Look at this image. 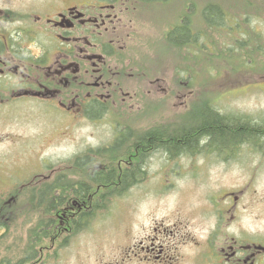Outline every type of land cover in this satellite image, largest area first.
Returning <instances> with one entry per match:
<instances>
[{
  "label": "flooded vegetation",
  "instance_id": "obj_1",
  "mask_svg": "<svg viewBox=\"0 0 264 264\" xmlns=\"http://www.w3.org/2000/svg\"><path fill=\"white\" fill-rule=\"evenodd\" d=\"M172 1L0 0V121L9 127V131L0 130V156L52 155L47 147L56 138L64 140L71 134V127L65 124L62 130L55 129L49 144L33 145L24 133H16L30 112L107 127L110 137L79 150L71 167L89 169L92 157L98 155L116 159V168L95 164L80 178L58 174L57 169L34 174L29 180L24 172H6L0 189L17 191L9 198L0 192V264H56L60 252L62 255L69 247L61 244L62 236H68L74 226L76 231L87 228L94 215L88 209L90 204L108 198L99 189L116 185L113 180H100L99 172L117 174L133 168L131 186L135 189L151 178L147 174L152 166H161V189L172 186V178L190 167L196 173L209 171L212 165L205 164L210 160L220 165V171L236 165L238 171L247 172L254 162L257 166L264 163L262 134L242 137L221 148L205 135L176 150L165 147L167 140L193 132L207 114L258 125L264 131V118H251L245 112L238 115L226 111L217 100H202L204 89L187 83L184 70L172 68L170 73L168 66L149 70L132 53L129 45L138 21L151 23V7L169 6ZM179 5L176 22L165 27L166 40L176 26L187 24L183 0ZM150 133L162 141L149 144ZM250 151L255 154L253 165L248 164ZM187 159L193 164H184ZM46 186L57 194L68 188L67 194L49 211L40 209L48 218L45 229L37 228L35 236L38 243L49 236V243L24 250L26 245L19 239L13 244L8 238L18 233L9 230L15 213L11 204L19 190L27 187L34 188L38 203ZM250 186L251 181L246 180L241 187L204 194L194 204L173 205L149 233L144 232L140 239L132 237L129 245L116 246L110 259H96L95 264H264V228L250 230L243 223L250 212ZM251 199L261 202L260 217L264 218V199Z\"/></svg>",
  "mask_w": 264,
  "mask_h": 264
},
{
  "label": "rangeland",
  "instance_id": "obj_2",
  "mask_svg": "<svg viewBox=\"0 0 264 264\" xmlns=\"http://www.w3.org/2000/svg\"><path fill=\"white\" fill-rule=\"evenodd\" d=\"M181 1L174 0L169 6L151 7L149 11L154 21H138L135 39L129 45L132 53L143 61L149 70H159L166 66L170 73L172 68L184 70L187 83L204 89L205 92L201 90L204 101L217 100L226 111L232 110L238 115L245 112L251 118H264V18L258 20L255 16L247 17V38L252 42V47L249 48L248 40L241 37L240 33L235 31L237 34H234L233 40L230 41L228 28L225 29L226 33L207 27L201 16L202 8L207 3H216L229 12L234 0H183L186 6L183 15L185 14L190 30L197 31L196 41L193 47L175 46L164 38V30L167 24L176 22ZM243 1L236 0L239 8L245 5ZM243 15L245 17L244 13ZM204 38L212 44L208 43L207 48L213 46L214 51L202 45ZM235 39L242 40V47L241 44L235 43ZM252 60L256 63L255 66H249ZM22 122L25 125L16 129V133H24L26 138L32 139L33 145L49 144L48 138H54L55 129L60 131L65 124L71 127V134L64 140L56 138L47 147V151L53 150L52 155L40 157L27 153L19 156H0L1 180H4L5 173L8 175L9 170L15 175L24 172L26 180H29L34 174H47L51 169H57L58 174L76 175L80 178L85 175L84 171L92 169L95 164L116 168V159L103 155L93 156L89 169L71 167L79 150L87 145L97 146L110 137L109 130L102 123L95 126L80 120L67 122L56 116H45L43 113L35 116L30 112ZM6 124L7 122L1 125L0 121L2 132L9 131ZM42 138H46L45 142H40ZM0 148H3L2 144ZM254 156L250 151L248 164L253 165ZM190 160H183L184 164H193ZM255 160L258 162V158ZM254 163V167L247 172L238 171L236 165H232L228 171H220V165L210 160L205 164L213 166L209 171L202 169L204 172L196 173L195 169L190 167L182 171L178 178H172V186L166 185L169 187L161 189L158 188V183H163L162 167L152 166L151 172L147 174L151 178L141 184L140 188L134 189L130 183L124 189H120L121 186L116 187L117 185L99 189L100 194L108 198L100 204H90L88 209L93 210L94 215L87 228L76 231L74 226L68 236H62L61 244L69 247L62 255L60 252L56 264H95L96 259L108 260L116 246L129 245L132 237L138 236L140 239L144 232L149 233L156 221L166 217L173 210V205L180 203L179 206L184 207V204H194L204 194L211 195L220 188L235 189L241 187L246 180L251 181L247 194L248 199L250 198V212L248 211L249 216L243 219V223L250 230L264 228V218L260 217L263 215L261 202L251 199H264V163L260 166ZM26 189L29 187L19 190L10 208L15 213L11 216L9 230L16 231L19 235L15 233L13 237L8 236L13 244H16L18 239L21 244L24 243V250L30 245H46L50 241L47 236L41 238L40 243L37 242L39 238L35 236L36 229L45 228L48 214L40 212L41 207L38 208L35 199L36 209L32 210L27 202L29 190ZM16 191L0 189L6 198L13 196ZM114 191L120 194H113ZM256 217L259 218L255 219ZM192 219L196 220L193 216Z\"/></svg>",
  "mask_w": 264,
  "mask_h": 264
},
{
  "label": "trees",
  "instance_id": "obj_3",
  "mask_svg": "<svg viewBox=\"0 0 264 264\" xmlns=\"http://www.w3.org/2000/svg\"><path fill=\"white\" fill-rule=\"evenodd\" d=\"M260 1L261 0H244L243 3L245 2V5L239 8L236 0H234L233 2H231L229 12H227L224 8H222V6L216 3H207L203 6L201 11L202 19L205 22L204 25L207 27L215 28L218 31H225L226 33L227 30L225 29L228 28V37L230 41L233 40L232 38L234 37V34L240 33L241 37H244L248 40L247 47L251 48L252 42L247 38L248 35L246 32L249 30V28L245 23L247 22L246 19L249 16H255L258 20L264 18V2ZM243 13L245 14V17ZM262 20L264 21V19ZM235 31H237V33H235ZM195 38L196 36H194V31L190 30L189 25L180 24L169 32L167 41L168 43H171L175 46L193 47L195 46ZM235 40L237 41L235 43L241 44L242 47V40ZM208 43L211 44L207 38H204L202 45L207 48ZM233 45L234 44L232 43V46ZM200 49L201 48H199L198 50L200 51ZM207 49L210 51H214L213 46ZM250 57L252 58V56ZM252 61H250L249 66H255L256 63L253 61L254 65H252ZM203 116L204 120L202 121L201 125H199L193 132H190L189 134L187 133V135H184V137L182 135L181 137H179V135L176 137V139L174 138L172 140H167L165 142V147L176 150L180 147L188 145L190 142L195 143L198 140L199 135H205L210 138L209 142H212L215 146L217 145L218 148H221L223 146L225 147L232 141L236 142L242 137L254 138L253 136L260 137V134H262L261 138H264L263 128H260L258 125L239 123L231 118L226 119L220 115L210 116L209 114H207ZM147 137H149V144L159 143L162 141L161 137H158V135H156L155 133H150ZM98 175L100 176V180H105L107 182L109 180H113L117 186L125 188L124 186L132 182L133 168L124 169L122 172H117V174H115L112 170L108 172H99ZM83 187L85 191L86 185H84ZM53 189L47 186L45 187V190L43 188L44 193L41 196L42 199H40L41 201H38L40 207L47 209V211H49L51 208L55 207L57 203H59L64 194H67L66 191L68 188L66 190L59 189V193L61 194L54 193ZM28 190L29 199L27 198V202L30 204L32 210H35L37 203H35L34 201V198L36 197L35 191L34 189ZM85 216H87V214H85ZM83 220L84 218L77 219L78 223H81ZM43 232L44 230H42V233Z\"/></svg>",
  "mask_w": 264,
  "mask_h": 264
}]
</instances>
